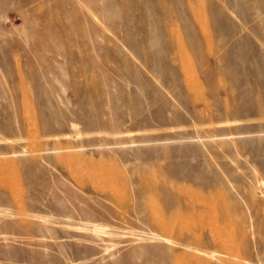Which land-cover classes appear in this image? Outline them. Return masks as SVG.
Here are the masks:
<instances>
[{
  "label": "rangeland",
  "instance_id": "1",
  "mask_svg": "<svg viewBox=\"0 0 264 264\" xmlns=\"http://www.w3.org/2000/svg\"><path fill=\"white\" fill-rule=\"evenodd\" d=\"M0 264H264V0H0Z\"/></svg>",
  "mask_w": 264,
  "mask_h": 264
},
{
  "label": "bare ground",
  "instance_id": "2",
  "mask_svg": "<svg viewBox=\"0 0 264 264\" xmlns=\"http://www.w3.org/2000/svg\"><path fill=\"white\" fill-rule=\"evenodd\" d=\"M178 221H179V220H178ZM154 223H155V222H154ZM156 223H157V222H156ZM162 223H163V222H162ZM164 223H165V222H164ZM172 223H175V222L172 221ZM177 223H178V222H177ZM182 223H183V222H182ZM184 223H185V222H184ZM166 224H167V223H166ZM169 224H170V222H169ZM173 225H174V224H173ZM173 225H172V226H173ZM157 226H158V224H157ZM175 226H176V225H175ZM179 226H180V225H179ZM160 228H161V230L163 231V228H162V227H160ZM169 229H170V228H168V230H169ZM174 229H175V228H174ZM180 229H181V228H180ZM182 229L184 230L185 228L182 227ZM170 230H171V229H170ZM178 230H179V229H178ZM183 230H182V231H183ZM185 230H186V229H185ZM189 244H190V242H189ZM215 247H216V246H215ZM180 252H181V251H180Z\"/></svg>",
  "mask_w": 264,
  "mask_h": 264
}]
</instances>
